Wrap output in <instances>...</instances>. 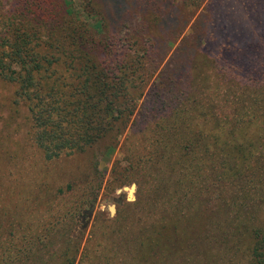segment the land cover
I'll return each instance as SVG.
<instances>
[{"label":"trees","instance_id":"1","mask_svg":"<svg viewBox=\"0 0 264 264\" xmlns=\"http://www.w3.org/2000/svg\"><path fill=\"white\" fill-rule=\"evenodd\" d=\"M84 2L73 15L60 3L57 18L43 22L52 65L39 67V53L20 35L0 50V80L16 87L13 103L18 97L28 105L45 157L85 153L81 175L90 182L98 159L115 150L132 115V89L154 78L141 109L159 135L155 152L163 174L173 178L172 187L241 185L237 200L220 205L245 224L243 209L262 174L264 181V0ZM39 4L44 9L46 2ZM115 25L120 32L110 31ZM53 29L58 42L49 36ZM56 116L66 122L57 125ZM65 131L70 135L63 137ZM169 187L161 179L156 190ZM11 226L0 224V264H22L30 251L28 243L6 236ZM238 231L245 235L226 240L227 246L249 255L251 264H264L262 230L243 225ZM183 235L167 240L178 248L186 244ZM72 262L68 257L61 264Z\"/></svg>","mask_w":264,"mask_h":264},{"label":"rangeland","instance_id":"2","mask_svg":"<svg viewBox=\"0 0 264 264\" xmlns=\"http://www.w3.org/2000/svg\"><path fill=\"white\" fill-rule=\"evenodd\" d=\"M84 1L0 0V50H8L20 35L39 53L34 55L39 67L52 65L51 50L43 45V22L57 18L58 4L66 3L73 15ZM38 2H46L45 8ZM114 29L120 32L119 26L110 31ZM50 33L58 42V30ZM151 82L132 89L137 96L130 106L132 115L115 150L98 159V172L89 182L81 175L85 153L45 157L35 141L28 105L18 97L13 103L16 87L0 80V224H12L6 234L12 242L29 244L22 264H61L68 257H73L71 264H251L249 255L235 254L226 240L245 235L238 231L243 225L264 234L263 174L253 200L243 209L245 224L235 221L238 212L220 205L237 200L241 185L222 183L219 189L222 184L214 183L209 191L197 185L172 187V177L163 174V161L156 156L160 146L153 118L141 109ZM55 121L59 125L66 119L56 116ZM260 151L264 166V148ZM161 179L170 187L159 192ZM183 233L186 244L171 246L167 236Z\"/></svg>","mask_w":264,"mask_h":264},{"label":"water","instance_id":"3","mask_svg":"<svg viewBox=\"0 0 264 264\" xmlns=\"http://www.w3.org/2000/svg\"><path fill=\"white\" fill-rule=\"evenodd\" d=\"M133 189H134V186L132 185L130 190L132 191ZM94 203H95V202H92L91 205L93 206ZM112 212H113V211H112Z\"/></svg>","mask_w":264,"mask_h":264},{"label":"bare ground","instance_id":"4","mask_svg":"<svg viewBox=\"0 0 264 264\" xmlns=\"http://www.w3.org/2000/svg\"><path fill=\"white\" fill-rule=\"evenodd\" d=\"M129 193H131V190L129 191ZM110 211L112 212V211H113V209H112V208H110Z\"/></svg>","mask_w":264,"mask_h":264}]
</instances>
